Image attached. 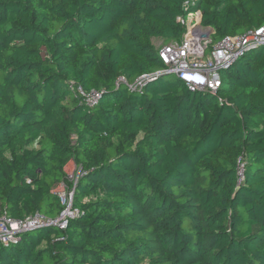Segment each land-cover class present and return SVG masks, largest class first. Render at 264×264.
Listing matches in <instances>:
<instances>
[{
    "label": "trees",
    "instance_id": "1",
    "mask_svg": "<svg viewBox=\"0 0 264 264\" xmlns=\"http://www.w3.org/2000/svg\"><path fill=\"white\" fill-rule=\"evenodd\" d=\"M197 11L208 49L264 27V0H0V216L55 219L68 158L84 172L80 215L0 243V264H264V46L216 93L130 88Z\"/></svg>",
    "mask_w": 264,
    "mask_h": 264
},
{
    "label": "built area",
    "instance_id": "2",
    "mask_svg": "<svg viewBox=\"0 0 264 264\" xmlns=\"http://www.w3.org/2000/svg\"><path fill=\"white\" fill-rule=\"evenodd\" d=\"M189 15L190 17L187 16L185 21H182L186 26L182 41L166 44L157 49L165 69L155 74L141 76L130 88L140 89L144 81L170 72L191 92L216 93L222 85L223 69L230 66L244 52L264 46V27H262L242 35L225 37L212 49H208L212 29L201 25L200 11ZM118 83L128 85L124 78H119ZM76 92L88 107L97 105L100 100V94L94 90L85 91L78 87ZM83 176L84 172L81 168L75 166V170L67 175V181L73 185V188H68L65 184L57 187L56 195L64 209L55 219H50L41 213H34L23 220H14L1 215L0 243L4 246L15 244L22 234L44 227L52 226L65 230L69 221L80 215L79 209L73 207V196L74 188ZM238 180H244L243 165L238 170ZM64 187L69 189V192L63 190Z\"/></svg>",
    "mask_w": 264,
    "mask_h": 264
},
{
    "label": "rangeland",
    "instance_id": "3",
    "mask_svg": "<svg viewBox=\"0 0 264 264\" xmlns=\"http://www.w3.org/2000/svg\"><path fill=\"white\" fill-rule=\"evenodd\" d=\"M188 17H190V15H188ZM166 44H170V42H167V41H165L163 39H160V38L154 39V43H153V45H154V47L156 49H159L160 47H162L163 45H166ZM167 78L169 80H171V81H175L176 80V77L175 76H169ZM65 169H66V174L67 175L70 174V173H72L75 170V164H74V161H73V158L72 157H69L68 158ZM57 190L58 189L56 188V191L55 192H57ZM63 190H67L69 192V189H67L65 187L63 188Z\"/></svg>",
    "mask_w": 264,
    "mask_h": 264
},
{
    "label": "water",
    "instance_id": "4",
    "mask_svg": "<svg viewBox=\"0 0 264 264\" xmlns=\"http://www.w3.org/2000/svg\"><path fill=\"white\" fill-rule=\"evenodd\" d=\"M163 75H164V76H174V75L171 74L170 72H165ZM194 93H201V91H195Z\"/></svg>",
    "mask_w": 264,
    "mask_h": 264
},
{
    "label": "crops",
    "instance_id": "5",
    "mask_svg": "<svg viewBox=\"0 0 264 264\" xmlns=\"http://www.w3.org/2000/svg\"><path fill=\"white\" fill-rule=\"evenodd\" d=\"M153 43H154V39H153Z\"/></svg>",
    "mask_w": 264,
    "mask_h": 264
}]
</instances>
